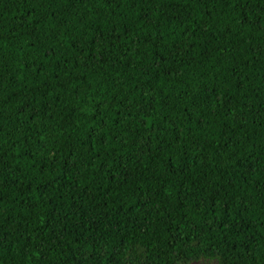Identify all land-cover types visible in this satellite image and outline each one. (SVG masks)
<instances>
[{
    "label": "trees",
    "instance_id": "16d2710c",
    "mask_svg": "<svg viewBox=\"0 0 264 264\" xmlns=\"http://www.w3.org/2000/svg\"><path fill=\"white\" fill-rule=\"evenodd\" d=\"M264 264V0H0V264Z\"/></svg>",
    "mask_w": 264,
    "mask_h": 264
},
{
    "label": "rangeland",
    "instance_id": "374dc122",
    "mask_svg": "<svg viewBox=\"0 0 264 264\" xmlns=\"http://www.w3.org/2000/svg\"><path fill=\"white\" fill-rule=\"evenodd\" d=\"M193 264H205V263H202V262H195ZM210 264H214V263H210Z\"/></svg>",
    "mask_w": 264,
    "mask_h": 264
}]
</instances>
